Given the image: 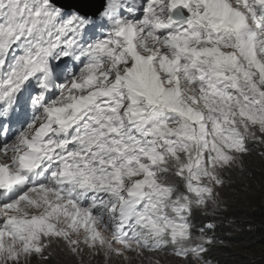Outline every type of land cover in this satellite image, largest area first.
I'll use <instances>...</instances> for the list:
<instances>
[{
  "label": "snow or ice",
  "instance_id": "6c2138e0",
  "mask_svg": "<svg viewBox=\"0 0 264 264\" xmlns=\"http://www.w3.org/2000/svg\"><path fill=\"white\" fill-rule=\"evenodd\" d=\"M255 147L264 0H0V264H211Z\"/></svg>",
  "mask_w": 264,
  "mask_h": 264
},
{
  "label": "trees",
  "instance_id": "16d2710c",
  "mask_svg": "<svg viewBox=\"0 0 264 264\" xmlns=\"http://www.w3.org/2000/svg\"><path fill=\"white\" fill-rule=\"evenodd\" d=\"M261 153L264 148L255 147L254 155L244 161L247 172L237 169L232 183L222 193L226 206L214 216L218 225L216 244L208 255L213 264H264V157ZM64 261L49 258L48 263L78 264L70 255Z\"/></svg>",
  "mask_w": 264,
  "mask_h": 264
},
{
  "label": "water",
  "instance_id": "95a60500",
  "mask_svg": "<svg viewBox=\"0 0 264 264\" xmlns=\"http://www.w3.org/2000/svg\"><path fill=\"white\" fill-rule=\"evenodd\" d=\"M104 0H55L66 9H77L85 14H94L103 5Z\"/></svg>",
  "mask_w": 264,
  "mask_h": 264
},
{
  "label": "rangeland",
  "instance_id": "374dc122",
  "mask_svg": "<svg viewBox=\"0 0 264 264\" xmlns=\"http://www.w3.org/2000/svg\"><path fill=\"white\" fill-rule=\"evenodd\" d=\"M83 257L89 260L88 257H85V256H83ZM115 260H116V261H119V260H117L115 257H113V258H112V261H115ZM97 261L104 262V258H103L102 256L95 257V258L91 259L90 263L93 264L94 262H97Z\"/></svg>",
  "mask_w": 264,
  "mask_h": 264
},
{
  "label": "bare ground",
  "instance_id": "6f19581e",
  "mask_svg": "<svg viewBox=\"0 0 264 264\" xmlns=\"http://www.w3.org/2000/svg\"><path fill=\"white\" fill-rule=\"evenodd\" d=\"M69 9H67V11H68ZM69 14H71V13H69ZM84 256L85 257H88V255L87 254H84ZM98 257V256H97ZM89 258V257H88ZM84 264H85V262H84Z\"/></svg>",
  "mask_w": 264,
  "mask_h": 264
}]
</instances>
